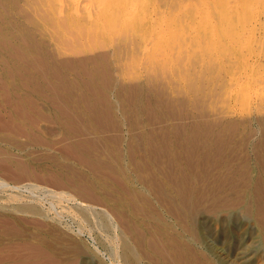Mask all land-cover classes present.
Returning a JSON list of instances; mask_svg holds the SVG:
<instances>
[{
    "label": "rangeland",
    "instance_id": "1",
    "mask_svg": "<svg viewBox=\"0 0 264 264\" xmlns=\"http://www.w3.org/2000/svg\"><path fill=\"white\" fill-rule=\"evenodd\" d=\"M59 2L62 13L58 12L60 14H56L57 18L64 20V16L67 13L70 15L71 11V15L78 13L76 15L79 19L84 20L88 3L68 1L69 7L67 1ZM36 9L38 7L32 1H0V175L8 181L11 178L13 182L20 183L14 181V176L19 175L20 169L25 167L28 169L27 177H31L29 181L57 190H70L86 203L106 210L118 228L126 234L128 241L138 248L144 264L157 263L154 260L158 263L161 260L163 263L170 262L172 254L166 252L160 236H157L159 239L156 237L158 234L155 227L165 231V221L174 225V221L178 223L174 215L165 220L166 211L181 207L186 201L185 194H192L186 198L190 197L187 199L189 202L200 200L197 203L200 209L198 217L200 226L206 232L205 242L199 245L203 261H210L212 264H264V213H257L259 217L256 222L243 208L250 198L248 187L244 188L250 184V180H243L240 176L230 180L207 175L198 163V155H185L187 150L191 151V137L199 136V131L201 132L200 118L196 119L193 114L198 108L193 92L182 91V88L175 90L174 86L169 85V79L163 77L150 78L146 65L137 70L132 66L125 69L127 61L124 58L129 54L131 58L132 54L136 56L140 49H126L128 46H122L120 40L123 42L124 38L120 35H113L112 39L105 38L106 42L103 39L102 42L92 43H89V36L88 40L85 35L82 36L80 41L72 36V32L65 36L53 35L50 30L42 27L35 13ZM76 9L77 12L74 13ZM87 79L89 89L93 88L94 96L96 95L91 98L109 101L116 108L115 117H106V121L104 118L102 121L104 126L107 122L109 132H66L79 127L76 118L74 124L68 118L76 117L79 111L65 107L78 104V90L87 85ZM138 87L141 92L137 90ZM99 91L102 94H98ZM147 99L150 100L149 103L146 102ZM146 103L149 105L146 106ZM157 115L163 119H159ZM179 126L182 128L179 129ZM166 128L167 131H164ZM9 141L20 144V150H7ZM147 141L149 144L145 143ZM24 142L28 144L24 145ZM189 156L192 160L196 157V163L194 160L192 163ZM27 180L28 178L21 183ZM5 196V192L0 190V205L9 208L8 205L19 203L6 202ZM22 201L42 207L47 215L43 218L11 210L10 213L5 212L10 216H0V236L5 240L0 244V249L3 248L0 250V258H11L0 261V264H113L116 260L112 253L113 243L106 241L104 234L97 228L93 227L90 231V226L74 213L67 214L63 211L58 216L59 206L49 209L44 201V208L41 201L32 198H22ZM3 210L0 208V213ZM261 219L262 223L259 221ZM78 228L82 229L81 234H77ZM19 230L23 232V236ZM167 230L173 233V230ZM31 233L40 236L37 238ZM29 234L30 236H25ZM51 244L53 245L50 246ZM46 245L56 250L51 251ZM36 246L40 248V253L33 249ZM207 247H212L213 253ZM239 253L241 254L237 255ZM167 256L169 259L165 261ZM173 257L176 259V256Z\"/></svg>",
    "mask_w": 264,
    "mask_h": 264
},
{
    "label": "bare ground",
    "instance_id": "2",
    "mask_svg": "<svg viewBox=\"0 0 264 264\" xmlns=\"http://www.w3.org/2000/svg\"><path fill=\"white\" fill-rule=\"evenodd\" d=\"M0 1H32V3L34 5H37L38 7V9L35 10V13L38 16V20L41 22L42 27L50 30L53 35L62 34L63 36H65L70 35L72 32V36L74 35V38H77L80 41L82 36L85 35L86 38L87 36H89V43L99 42L100 40L102 42L103 39V41H105V38L112 39L113 35H120L121 38L127 40H125L126 42L124 41V39L123 42L120 40L122 46L126 47L125 44L128 46L126 47V49H140L139 52L137 51L136 56L135 54H132L131 58V54H129L124 58L127 61V66L125 69H129L130 66H132V68H136L137 70L139 69L138 67L146 65V71L148 72V75H151L150 78H154L155 76L163 77L166 80L169 79V85L174 86L175 90H180L182 88V91H192L194 94V98H196L197 100L198 107L196 109V113L193 112V114H195L194 116L196 119H198L197 117L200 118L199 125L201 126V132L199 131V136H194L193 138L191 137V139H193V141L189 140L190 142H193V144L190 145L191 151L187 150V153H185V155L188 153L192 155L191 157L198 155L199 161L201 159V162L198 161V163L202 165L205 174L215 176V178H230V180L238 176H240L243 180L248 178L250 180V184H247L244 188L248 187V196H250V198H248V204L244 205L243 208H245L252 219L257 222V218L259 217L257 213H264V0ZM59 1H67V5L68 1H85V3H88L86 5H88L89 8H87L86 6L84 20L79 19V17L76 15L78 13H76L75 15H71V11L69 13L70 15H68V13L67 15L64 14V20L60 19L59 17L57 18L56 16L60 14L57 13L61 12V2ZM71 5L73 6V2ZM68 6L70 7V5ZM75 12H77V9L76 11H74V13ZM110 41L111 40H109V42ZM129 63L131 65H128ZM102 74H104V72ZM170 81L172 83H170ZM140 89H142L141 86ZM140 89L138 87L137 90ZM92 92L94 91L92 90ZM100 93L101 92L99 91L98 94ZM129 100L130 99H128V101ZM149 101L150 100L146 102L149 103ZM192 102H195V100H193ZM148 103H146V106L149 105ZM129 104L132 103L130 102ZM177 106L179 107V105ZM149 108L151 115V107ZM151 116L153 117V115ZM157 117L159 118L158 115ZM184 117L186 118L187 116L185 115ZM148 120L151 121V119ZM171 121H173V117ZM181 126H179L178 128H182ZM164 131H167V128ZM189 135H191V133ZM49 136H51V133ZM185 138L187 140V137ZM154 142H152V144ZM33 143L35 144V142ZM145 143H148V141ZM26 144L28 143L24 142V145ZM19 145L20 144L15 143V141H9V147L7 150H20ZM182 149L184 148L182 147ZM9 155L12 154L9 153ZM196 157L195 159H193L194 161L197 160ZM190 159L192 160V158ZM165 160L166 159H164L163 163H165ZM193 160L192 163L194 162ZM192 166L193 165L191 164V167ZM60 169H62V167ZM162 170L164 169L162 168ZM27 171L28 169L24 167L20 169L19 175H12L14 176V181L17 180V182L20 181V183L13 182V179L11 180V178H9L11 181H8L6 178L0 175V190L2 192H5L6 194L5 201L19 202L17 204L8 205L9 208H7V206L5 205H0V208L5 210L0 213V216L8 217L10 215H7V213L5 212L7 211L8 213H10L9 211L12 210L11 212L16 211L22 214L43 216L44 218V215H47V213L44 212V209V211L41 209L42 207L36 204L25 203L24 201H22V198H32L37 200L38 202L44 201L47 206L49 205V209H55V207L59 206L60 212H57L58 216H60L59 213L61 214V212L63 211L66 213L70 212V214L74 213L79 217L81 221L86 222L88 224L87 226H90V231L93 230V227L100 230V232L104 234L103 237L106 239V241L108 240L110 243H113L112 245H114L112 253L116 260H114L113 264H144V259L138 251V248L136 249V247L128 241V237L126 236V234H124V232L118 228L116 222L106 210L101 208L99 209L97 206L86 203L83 199L78 198L77 195H74V193L72 194V191L69 192L70 190L68 189V187L66 188L69 191H66L63 188L61 190H57L29 181V178L31 177H27ZM15 172L13 173L15 174ZM171 172L173 173V171ZM34 173L32 174L34 175ZM166 174L168 177V173ZM185 175L187 174L185 173ZM27 178L28 180L26 182L21 183ZM159 183H161L160 180ZM185 195L191 196L192 194ZM186 196V201L183 198L185 202L181 205V207L175 206L176 209L174 210L173 208L172 211L165 210L167 213L165 215V220L176 216L178 223L174 221V223H176L174 225L171 224L168 220L165 221L163 223L164 228L166 229L163 230L165 231H161L158 226L155 227V231H157L158 234L156 235L155 233L156 237L160 236L159 238L161 240L162 246L165 248V250L167 249L166 252L169 255L172 254L173 256H176V259L171 255L170 262L167 261V263H163V260H161L158 263V261L154 260V262L157 263L151 262V264H212L210 261H203V258L201 257L202 251L199 249V245H202L205 242L204 236L206 234L204 229H202V226H200L198 217L200 211L198 204L200 200H198L199 202H189L187 199H190V197L186 198ZM181 197H183V195ZM44 202H42L41 205ZM46 209L49 210L47 207ZM214 211H216V209ZM53 212L56 211L54 210ZM249 215L248 217H250ZM252 219L251 221H253ZM163 221L164 219L162 220V222ZM259 221L260 223H262V219ZM174 227H177L178 229H172ZM167 229H169V231L173 230V233L168 232ZM77 230V234L82 233L81 228H78ZM21 233L23 236V232ZM31 235L34 236L35 234L31 233ZM25 236H30V234ZM36 236L37 234L35 235V237ZM39 236H37V238ZM3 241H5L4 238L0 236V244ZM40 242L42 243L41 240ZM52 245L53 244H51L50 246ZM50 246L46 245V247L51 249V251L55 249L54 247ZM33 249H37L38 251L40 248L36 246V248L33 247ZM41 249L43 250V248ZM79 250H81V248ZM215 250L216 249H214V251ZM40 251L38 252L40 253ZM208 251L210 253H213V248L209 247ZM47 253H45V255ZM240 254L241 253L237 255ZM9 255H11V257H14L12 254ZM242 256H240V258ZM1 259L2 258H0V261L2 262L4 260H10L11 258L9 259V257H7V259ZM167 259H169L168 256L167 258H164L165 261Z\"/></svg>",
    "mask_w": 264,
    "mask_h": 264
},
{
    "label": "crops",
    "instance_id": "3",
    "mask_svg": "<svg viewBox=\"0 0 264 264\" xmlns=\"http://www.w3.org/2000/svg\"><path fill=\"white\" fill-rule=\"evenodd\" d=\"M87 82L88 83L86 86L81 87L78 90V95H79L78 104L76 106L68 105L67 107H65L68 109H77L79 111V114L76 117L74 116L68 117L69 121H71L70 123H73V124L75 123L74 121L75 118L77 119L78 124H79L78 129L71 128L70 130H67L66 132L80 133V134L109 132L110 128L106 124L107 122L106 123L104 122L105 123V126H104L102 121H104L106 117L107 118L115 117L114 109L116 110V108L113 106L112 103H111L112 105H110L108 101L96 100V99L91 98L95 96H94V93L92 92L93 88L89 89V79H87ZM101 110H102V113H101ZM82 111L84 115L83 113H81Z\"/></svg>",
    "mask_w": 264,
    "mask_h": 264
}]
</instances>
